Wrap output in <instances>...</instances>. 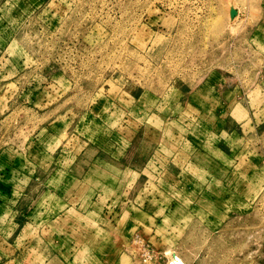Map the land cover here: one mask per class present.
<instances>
[{
  "label": "rangeland",
  "instance_id": "obj_1",
  "mask_svg": "<svg viewBox=\"0 0 264 264\" xmlns=\"http://www.w3.org/2000/svg\"><path fill=\"white\" fill-rule=\"evenodd\" d=\"M177 188L264 264V0H0V264H137Z\"/></svg>",
  "mask_w": 264,
  "mask_h": 264
},
{
  "label": "bare ground",
  "instance_id": "obj_2",
  "mask_svg": "<svg viewBox=\"0 0 264 264\" xmlns=\"http://www.w3.org/2000/svg\"><path fill=\"white\" fill-rule=\"evenodd\" d=\"M169 191H171L170 193L174 194L177 198L173 199L172 201H169L166 204V206H165V212H163L162 225L165 224V228H166L165 229V241L164 240L162 242L160 241L159 243L156 244L155 248L154 247L152 248L151 244H147V243L145 244L143 242V240H141L139 237L137 238V240H134V241H136V242H134L135 249L133 248V251H131V252L136 257L140 258V259L137 260L138 261L137 264H141V262H142V264H155V262L157 260L162 261L161 264H193V262L196 261V259L200 258V253L199 252H192V253H190V255H184L183 252H180V250L184 249V247L189 246L190 241L193 240L195 238V236L197 237V234L195 232L203 224V221L200 222V221L194 219V217H193L194 214H192L193 207L195 205L199 206L203 200H199V201H197V203L195 202V204H193L191 206L190 205L187 206V205H185L182 202V197L183 196H180L179 194H176L179 191L178 188L175 189V190L173 189V190H169ZM126 203L127 202H125L124 204L122 203L124 205V208H125V206H127ZM184 206H186V207H184ZM81 208H83V206ZM182 209L185 212H187L188 214L186 213V215L182 216L181 218H176L175 217L176 214L178 212H180ZM122 210H123V208H121V211ZM110 222H112V221H110ZM153 223L157 224L156 226H158V224H159L156 221L153 222ZM207 226L213 228L214 223H212V221L210 220V221H208V225ZM167 227H169V228H167ZM156 230L157 229H155V231ZM211 234L212 233L208 232L207 237L208 238L211 237L212 236ZM80 236H82V235H80ZM89 242H90V240H89ZM81 243H82V241H81ZM76 246H78V245H76ZM87 248H89V247H87Z\"/></svg>",
  "mask_w": 264,
  "mask_h": 264
}]
</instances>
